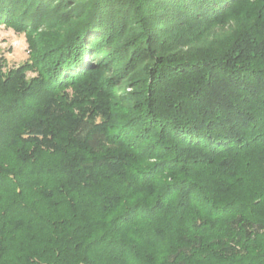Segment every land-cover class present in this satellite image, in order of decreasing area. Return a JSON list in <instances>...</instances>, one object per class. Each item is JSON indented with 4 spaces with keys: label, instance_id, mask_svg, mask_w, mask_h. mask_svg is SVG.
<instances>
[{
    "label": "trees",
    "instance_id": "1",
    "mask_svg": "<svg viewBox=\"0 0 264 264\" xmlns=\"http://www.w3.org/2000/svg\"><path fill=\"white\" fill-rule=\"evenodd\" d=\"M0 24L28 49L0 59V264H264V0H0Z\"/></svg>",
    "mask_w": 264,
    "mask_h": 264
},
{
    "label": "rangeland",
    "instance_id": "2",
    "mask_svg": "<svg viewBox=\"0 0 264 264\" xmlns=\"http://www.w3.org/2000/svg\"><path fill=\"white\" fill-rule=\"evenodd\" d=\"M6 59V66L16 67L28 58L25 33L15 32L11 27L0 24V59ZM34 72L28 71V75Z\"/></svg>",
    "mask_w": 264,
    "mask_h": 264
}]
</instances>
